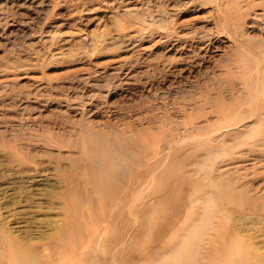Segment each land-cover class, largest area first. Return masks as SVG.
Returning a JSON list of instances; mask_svg holds the SVG:
<instances>
[{
  "label": "rangeland",
  "instance_id": "rangeland-1",
  "mask_svg": "<svg viewBox=\"0 0 264 264\" xmlns=\"http://www.w3.org/2000/svg\"><path fill=\"white\" fill-rule=\"evenodd\" d=\"M89 133L124 164L102 187ZM13 246L27 264H261L264 0H0V264Z\"/></svg>",
  "mask_w": 264,
  "mask_h": 264
},
{
  "label": "bare ground",
  "instance_id": "bare-ground-1",
  "mask_svg": "<svg viewBox=\"0 0 264 264\" xmlns=\"http://www.w3.org/2000/svg\"><path fill=\"white\" fill-rule=\"evenodd\" d=\"M98 135L89 133V134H87V136H84V142H85L84 152H85L87 157L91 158V160H89L87 162L88 166H87L86 170L90 171L93 174L91 176L93 182H95L99 187H102L101 186L102 181L100 180L101 177L104 179L103 181H105V177H106V179H109V181H112V182L115 180V176H114L115 174L113 175V172H111L110 169H111V166H113V165H116V164L120 165V159L118 158L119 159L118 160L115 157L116 155L115 156L113 155V158H111V160L110 159L108 160L106 158L108 156L105 157V153H106L105 151H107V150H105L106 142H105V139H102V137L99 138ZM102 135H104V134H102ZM82 139H83V137H82ZM119 148H121V147H119ZM120 152L122 154L123 149ZM121 161H123L122 158H121ZM121 165L123 166L124 164L122 163ZM119 167H118V169H119ZM123 169H124V166H123ZM123 169H122V171L125 172ZM122 171H120V173ZM121 174L124 175V173H121ZM219 188L221 189V187H219ZM203 225L204 224L198 225L199 227L198 226L191 227L188 234L184 237V240L182 241V243H180V246L184 247V250H186L187 254L198 243L199 236H201V234H202L201 231H202ZM238 245H239V243L235 241L234 243H232L231 247L229 248V250H230L229 251L230 252L229 258L230 259H236V262L239 260L238 258L235 257V251H236V248L239 247ZM7 256H8V258L12 264H27L29 262V259H30L28 253L25 250L19 249V248L14 247V246L9 249V251L7 252ZM219 257H220V254H218L216 256L217 259H219ZM261 261H262L261 264H264V260L261 259Z\"/></svg>",
  "mask_w": 264,
  "mask_h": 264
}]
</instances>
